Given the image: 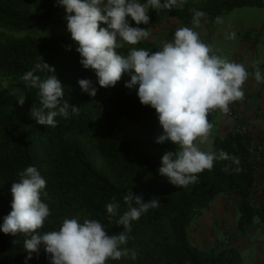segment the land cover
<instances>
[{
  "label": "trees",
  "instance_id": "1",
  "mask_svg": "<svg viewBox=\"0 0 264 264\" xmlns=\"http://www.w3.org/2000/svg\"><path fill=\"white\" fill-rule=\"evenodd\" d=\"M242 7L264 8V0H186L183 7L150 9L149 23L141 26L150 32L160 22L155 13L172 12L181 27H194L193 12L202 10L207 17L201 23L212 28L217 17ZM65 15L57 0H0V224L12 210V184L32 165L46 179L48 195L42 200L50 208L49 217L37 230L41 233L59 230L65 218H78L80 222L99 220L112 235L123 231L116 221L128 208L123 197L130 190L146 202L159 198L157 207L132 222L129 239L122 245L134 250L136 258H109L106 264H243L239 247L199 246L191 240L190 229L199 213L220 195L232 199L238 235L247 234L256 217L264 222V163L257 158L259 152L264 157V149L254 144L250 132L242 134L234 128L214 138L213 151L238 154L242 170L234 160H216L211 170L198 174L199 182L172 185L158 172L161 146L147 147L145 138L129 134L123 123L160 125L155 109L141 104L138 85L129 89L121 79L115 86H99L94 70L80 64ZM132 47L156 51L148 38L121 49L127 55ZM40 57L55 68L64 87L63 99L79 107L68 118L56 117L55 127L39 125L31 117V107L40 106L38 89L22 78ZM35 74L42 79L50 75L46 71ZM82 78L90 79L98 89L95 97L81 90L78 80ZM22 97L23 105L18 102ZM219 112L218 108L210 110L208 119ZM113 197L120 204L115 216L106 210ZM27 238L23 233L0 231V264H24ZM49 262L41 245L29 264Z\"/></svg>",
  "mask_w": 264,
  "mask_h": 264
},
{
  "label": "clouds",
  "instance_id": "2",
  "mask_svg": "<svg viewBox=\"0 0 264 264\" xmlns=\"http://www.w3.org/2000/svg\"><path fill=\"white\" fill-rule=\"evenodd\" d=\"M185 3L186 0H57V5L65 10L67 31L75 42L80 64L94 70L99 86H115L122 75H129L125 87L132 89L138 85L141 104L155 109L163 129L156 143L171 141L176 145V151L162 155L158 172L172 185L181 187L199 182L198 174L211 170L216 160H234L239 165L238 154L203 151L199 144L208 140L213 127L208 119L210 110L218 108L227 113L231 102L243 99L242 85L249 73L243 64L215 54L193 27L177 28L171 40L164 41L154 52L132 47L125 55L117 49L125 44L136 45L149 36L141 25L149 23L150 9H172ZM206 17V12L194 10L192 24L198 27ZM227 38L234 39L235 33H229ZM44 71L50 73L44 79L35 74ZM255 75L264 80L260 68ZM22 78L28 86L38 89L40 106L34 104L30 109L37 124L55 127L56 117L68 118L79 111V107L63 99L64 87L55 68L42 58ZM78 84L83 92L95 97L98 89L90 79H79ZM18 102L23 105L24 97ZM239 167L242 170V165ZM228 168L226 165L224 170ZM19 177L11 186L12 210L3 217L0 231L30 236L24 241V264H29L33 253L39 254L41 245L50 264H106L109 258L118 260L129 255L135 259L134 250L122 247L129 239L132 222L160 204L158 197L146 202L130 190L123 197L128 208L116 221L123 231L109 235L99 220L80 222L78 218H65L59 230L41 233L37 230L50 215L48 203L42 200V196L48 195L46 179L32 165L21 171ZM119 207L115 197L106 204L107 212L113 216Z\"/></svg>",
  "mask_w": 264,
  "mask_h": 264
},
{
  "label": "crops",
  "instance_id": "3",
  "mask_svg": "<svg viewBox=\"0 0 264 264\" xmlns=\"http://www.w3.org/2000/svg\"><path fill=\"white\" fill-rule=\"evenodd\" d=\"M253 27L252 34L256 32L259 37L255 39L250 37L244 42H223V31L220 34L221 41L217 44L216 52L223 57L222 48L226 50L230 47L231 53L228 60L243 64L249 75L242 85L245 93L243 99L231 102L229 105V111L235 110L238 118H227L222 115L220 120L216 122L218 123L216 128L218 135L225 136L237 125H245L250 134L253 135L254 144L264 149V80H258L255 75L257 68L264 71V24ZM220 112L223 111L220 110ZM237 219L238 216L232 208V199L227 195L218 196L208 210L199 213L196 222L193 224L196 238L201 239L200 241L196 239L194 242L202 247H212L210 241L214 236L213 226L220 223V229L215 231V234H222L221 237L224 240L219 245L222 247H239L242 256L244 251L255 246L259 253L256 264H264V222L259 219L254 222L247 234L238 235L236 230Z\"/></svg>",
  "mask_w": 264,
  "mask_h": 264
},
{
  "label": "rangeland",
  "instance_id": "4",
  "mask_svg": "<svg viewBox=\"0 0 264 264\" xmlns=\"http://www.w3.org/2000/svg\"><path fill=\"white\" fill-rule=\"evenodd\" d=\"M41 1V0H40ZM154 16L160 20L159 24L152 27L151 31L149 32V36L147 37L149 40L153 41L156 44V50H159V48L162 46V43L166 40H171L172 34L177 28H180L181 25L178 21V19L175 17V15L171 12L168 14H160L155 13ZM220 20H216L214 26L212 28H207L204 26L203 23H201L198 27L194 26L193 28L200 33V38L203 42L206 44H209L212 46L213 51H216L217 44L221 41L220 34L223 31V42H244L245 39L252 38H258L259 35L255 32H253V26H258L259 24H264V8H256V7H242L234 9L232 12L222 15L219 17ZM235 33L234 39H228L227 35L229 33ZM239 39H238V38ZM230 47L226 50L222 48L223 57L227 58L229 57V54L231 53ZM219 50V49H218ZM118 53L124 54L122 49H117ZM123 81H127L130 79L129 75H122L121 78ZM223 116H226L227 118H230L229 111L227 113L220 112V115H214L211 119H209V122L212 123L213 127L210 131L208 140L202 144H199V147L203 151H213V143L214 138L218 135V129L216 128L218 123V120ZM124 127L126 128L127 132L131 135H136L139 137L145 138V144L148 147L150 144L152 147H156L158 145L161 146L160 153L161 157L162 155L167 151H176V148H170V145L176 146L171 141H165L164 143H156V138L160 136L163 133V129L161 125L155 124L154 126H150V123H142V124H134L130 123L129 121L125 120ZM149 132L152 133V135L149 136ZM221 136V135H218ZM149 145V146H150ZM259 218L256 217L254 222L258 221ZM221 224L216 223L213 226L214 229V236L213 239H211L210 242H212V245H219L220 243H223V237H221L222 234L218 233L215 234V231L220 229ZM195 226L190 229V238L194 242L196 240V236L194 234ZM201 239H197V241H200ZM259 256L257 247H251L247 251H244L243 258L244 263L243 264H256V260ZM50 264V262H49Z\"/></svg>",
  "mask_w": 264,
  "mask_h": 264
},
{
  "label": "built area",
  "instance_id": "5",
  "mask_svg": "<svg viewBox=\"0 0 264 264\" xmlns=\"http://www.w3.org/2000/svg\"><path fill=\"white\" fill-rule=\"evenodd\" d=\"M229 114L234 119H237L238 118V114L236 113L235 110H230L229 111ZM235 130H236V132L242 133V134H245V133H248L249 132L248 127L245 126V125H241V124L240 125H237L235 127ZM257 156H258L257 158H258L259 161H261V162L264 161V157H263L262 153L259 152Z\"/></svg>",
  "mask_w": 264,
  "mask_h": 264
}]
</instances>
